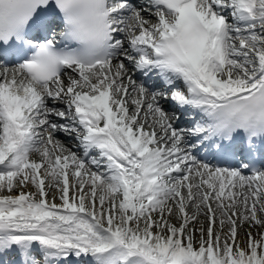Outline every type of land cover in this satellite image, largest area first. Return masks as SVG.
I'll use <instances>...</instances> for the list:
<instances>
[{
	"label": "snow or ice",
	"instance_id": "snow-or-ice-1",
	"mask_svg": "<svg viewBox=\"0 0 264 264\" xmlns=\"http://www.w3.org/2000/svg\"><path fill=\"white\" fill-rule=\"evenodd\" d=\"M0 264H264V0H0Z\"/></svg>",
	"mask_w": 264,
	"mask_h": 264
}]
</instances>
